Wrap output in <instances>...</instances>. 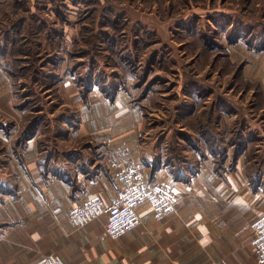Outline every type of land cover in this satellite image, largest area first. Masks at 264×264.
Returning a JSON list of instances; mask_svg holds the SVG:
<instances>
[{
    "label": "rangeland",
    "instance_id": "obj_1",
    "mask_svg": "<svg viewBox=\"0 0 264 264\" xmlns=\"http://www.w3.org/2000/svg\"><path fill=\"white\" fill-rule=\"evenodd\" d=\"M0 71V169L29 137L64 142L70 84L125 94L156 163L223 173L242 156L264 184V0H0Z\"/></svg>",
    "mask_w": 264,
    "mask_h": 264
},
{
    "label": "crops",
    "instance_id": "obj_2",
    "mask_svg": "<svg viewBox=\"0 0 264 264\" xmlns=\"http://www.w3.org/2000/svg\"><path fill=\"white\" fill-rule=\"evenodd\" d=\"M0 82L2 88L8 82L1 71ZM68 86L62 96L78 122L64 142L50 155L29 137L22 160L10 158L0 169V264H34L51 254L64 264H257L250 226L264 215V184L255 188L242 156L223 173L211 157L195 173L165 167L145 140L142 112L125 94L111 101L92 90L84 98ZM112 156H128L150 181L170 182L179 193L175 211L162 221L141 205L142 223L116 240L104 235L105 214L82 228L68 220L72 208L93 196L111 203L118 191Z\"/></svg>",
    "mask_w": 264,
    "mask_h": 264
},
{
    "label": "built area",
    "instance_id": "obj_3",
    "mask_svg": "<svg viewBox=\"0 0 264 264\" xmlns=\"http://www.w3.org/2000/svg\"><path fill=\"white\" fill-rule=\"evenodd\" d=\"M109 169L118 183L117 194L108 206L101 197L93 196L72 208L68 214L72 227L82 228L105 214L104 235L116 240L142 223L138 214L141 205L149 206L157 221H162L175 211L179 193L172 183L165 180L150 181L146 177L145 168L128 156H112ZM250 231L252 253L257 264H264V215L252 223ZM34 264L64 262L57 255L51 254Z\"/></svg>",
    "mask_w": 264,
    "mask_h": 264
}]
</instances>
